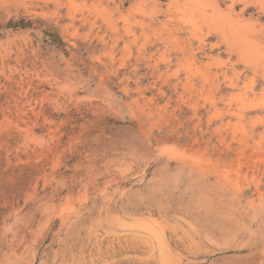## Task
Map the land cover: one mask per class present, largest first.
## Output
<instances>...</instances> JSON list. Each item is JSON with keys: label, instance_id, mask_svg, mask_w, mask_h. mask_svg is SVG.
<instances>
[{"label": "rangeland", "instance_id": "374dc122", "mask_svg": "<svg viewBox=\"0 0 264 264\" xmlns=\"http://www.w3.org/2000/svg\"><path fill=\"white\" fill-rule=\"evenodd\" d=\"M0 264H264V0H0Z\"/></svg>", "mask_w": 264, "mask_h": 264}]
</instances>
